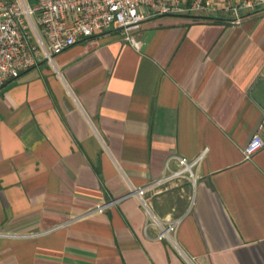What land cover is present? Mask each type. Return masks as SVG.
<instances>
[{
    "label": "crops",
    "instance_id": "0c3cea01",
    "mask_svg": "<svg viewBox=\"0 0 264 264\" xmlns=\"http://www.w3.org/2000/svg\"><path fill=\"white\" fill-rule=\"evenodd\" d=\"M131 33L139 48L114 27L0 88V231L26 235L0 239V264H264V146L242 152L264 116V9ZM170 156L200 158L194 186L145 196L181 218L177 246L133 197L74 219L159 179Z\"/></svg>",
    "mask_w": 264,
    "mask_h": 264
},
{
    "label": "built area",
    "instance_id": "2783aa9c",
    "mask_svg": "<svg viewBox=\"0 0 264 264\" xmlns=\"http://www.w3.org/2000/svg\"><path fill=\"white\" fill-rule=\"evenodd\" d=\"M260 9H264V0H0V88L41 60L52 62L55 54L114 27L134 48H139L141 43L131 32L150 18L199 15L228 18L233 24H239L243 15ZM263 130L264 116L258 130L243 148L245 159H250L264 146L259 135ZM199 159L170 156L165 174L159 179L139 187L130 186L124 196L84 210L74 219L102 213L118 201L133 197L145 211L146 228L156 231L154 240L177 246L176 234L181 218L162 220L156 217L145 196L175 178L185 177L194 186V167ZM172 160L177 162L176 169L168 167ZM25 236L0 231V239Z\"/></svg>",
    "mask_w": 264,
    "mask_h": 264
},
{
    "label": "trees",
    "instance_id": "16d2710c",
    "mask_svg": "<svg viewBox=\"0 0 264 264\" xmlns=\"http://www.w3.org/2000/svg\"><path fill=\"white\" fill-rule=\"evenodd\" d=\"M221 18H215V20L219 21Z\"/></svg>",
    "mask_w": 264,
    "mask_h": 264
}]
</instances>
